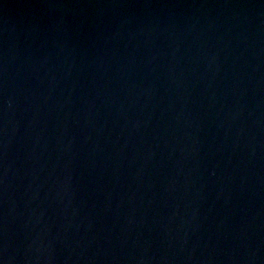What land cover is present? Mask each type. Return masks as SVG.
I'll return each instance as SVG.
<instances>
[{"label": "water", "instance_id": "1", "mask_svg": "<svg viewBox=\"0 0 264 264\" xmlns=\"http://www.w3.org/2000/svg\"><path fill=\"white\" fill-rule=\"evenodd\" d=\"M0 264H264V0H0Z\"/></svg>", "mask_w": 264, "mask_h": 264}]
</instances>
